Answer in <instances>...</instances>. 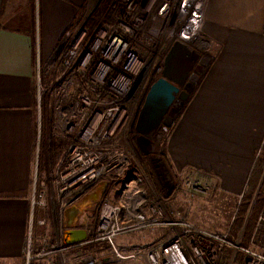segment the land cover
<instances>
[{
    "label": "built area",
    "instance_id": "2783aa9c",
    "mask_svg": "<svg viewBox=\"0 0 264 264\" xmlns=\"http://www.w3.org/2000/svg\"><path fill=\"white\" fill-rule=\"evenodd\" d=\"M202 1L107 0L92 18L87 11L63 32L55 52L59 83L52 128L69 140L49 184L52 192L42 189L32 206L49 210L50 219H57V212L49 209L56 200L62 219L63 212L95 185L103 188L96 221L79 228L84 233L80 240L66 241L60 232L52 240L40 236L39 245L46 246L40 248L29 236L25 264L46 257L51 264H224L227 249L239 254L238 259L231 255L228 264H264L259 235L253 233L243 246L240 234L230 239L229 229L214 233L190 222L162 197L151 196L133 157L116 145L119 130L129 121V106L139 90L144 97L162 78L164 58L173 43H181L196 57L172 103L201 78L209 61L208 43L199 33ZM167 131L160 124L144 136L147 145H153L150 135L159 138ZM189 187L204 193L211 182L190 175ZM36 222L47 225L43 219ZM263 224L264 210L256 232ZM145 229L159 230L147 246L116 244L119 236Z\"/></svg>",
    "mask_w": 264,
    "mask_h": 264
},
{
    "label": "crops",
    "instance_id": "0c3cea01",
    "mask_svg": "<svg viewBox=\"0 0 264 264\" xmlns=\"http://www.w3.org/2000/svg\"><path fill=\"white\" fill-rule=\"evenodd\" d=\"M99 2L0 0V264H25L28 237L33 246L39 243L35 220L41 208L32 206V200L42 189L39 180L49 186L69 140L49 131L53 120L48 113L39 124L40 65L52 56L63 32L87 11L92 14L88 6ZM57 10L64 23L52 41L42 40L38 21L50 22ZM201 12L199 33L208 43L209 61L191 95V113L206 124L178 128L190 149V161L178 162L182 169L195 167L215 177V190L231 193L245 186L264 142V0H203ZM44 31L47 36L49 29ZM102 188L95 185L62 219L58 202L51 201L49 209L57 212V219L44 226L52 228L49 236L62 232L70 241L79 208L88 199L91 204L98 195L100 199ZM45 263L50 264V257L31 261Z\"/></svg>",
    "mask_w": 264,
    "mask_h": 264
},
{
    "label": "rangeland",
    "instance_id": "374dc122",
    "mask_svg": "<svg viewBox=\"0 0 264 264\" xmlns=\"http://www.w3.org/2000/svg\"><path fill=\"white\" fill-rule=\"evenodd\" d=\"M100 1L101 2H99L96 6L89 5L88 9L91 8L92 11L97 9V11L99 12L107 0ZM53 16V19L50 22H47L46 24H44L42 20L38 21L37 32H39L40 38L42 40L45 38L49 42L52 41L55 38L56 32L61 28L64 23V18L61 11H54ZM44 29H49V31H47L49 33L47 36H45L46 31H44ZM60 40L61 39L58 40V44ZM57 46L52 56L43 66L40 65V69L38 71L39 77H37V115L40 125L42 123L41 120H43L42 115L48 113V116L50 115L53 120L54 113L56 111L54 102L56 103L57 101V85L59 83V69H55V66L58 62L56 61L55 55ZM162 49L163 46L160 51ZM52 63L54 66L51 67ZM203 74L201 75V77L203 76ZM195 88L196 86H193V88L191 89L184 90L186 92V95L181 98V100L175 101V104H171L172 107L168 110L169 113H167L164 117V119L167 120V123H161L164 127L168 128V131L164 135H159V138L156 135H150L149 139L153 141V145L151 146L147 145L145 140L141 138L138 139V134L134 129V124L136 120L135 117V120L132 119L135 115L134 111L137 110L138 104L144 98L142 91L139 90V92L135 96L133 103L129 106V121L123 128L119 130L116 145L125 149L133 157L137 167L139 168L140 172L142 173L145 179L146 186L151 190V193L153 192L154 194H152L151 196H156L158 198L162 197V199L165 198V202L169 207H171L174 211L181 212L187 219H189L190 222H193L196 225L201 226L202 228L214 233H224L229 228L235 210L232 215L230 214L231 216L229 215L230 210H228V213L226 215L225 213L215 212V208H217V206L218 212L220 208H222L221 210L225 209L224 206L221 207V204L218 201L220 196L213 197V195L211 194L215 190V187H218V181L216 182L215 177L207 175L202 171L196 170L195 167H185L182 169V166L180 167L178 162L180 160H185L188 162L190 161V149L189 147L183 145L182 140L177 133L178 128H191L192 125H197V123L201 125L206 124V121L204 119L196 122V116L191 113V95L194 93ZM51 126L49 128V131L53 134L54 137L60 139V137H62V134L57 133L55 128H51ZM47 130L48 128H46V131ZM64 135L66 136V134ZM64 148L65 146L61 151V155L64 151ZM61 157L62 156H60L58 159L60 160ZM173 175L177 176L175 177V179L177 180H174ZM190 175H193L194 177H197L198 175L203 179L207 178V181L211 182L210 189L206 190L204 193L193 190L191 187L187 189L186 178ZM41 182L43 183V185L41 186L42 189H47L48 192H52L50 186L47 185V181L39 180L38 185ZM234 183L235 181L232 180L229 184ZM99 188L100 186H97L96 189ZM243 188L245 190L246 184ZM243 188H241V190L236 188V190L231 191L232 194L226 193L230 195V198L228 199L233 200L237 197L236 201L238 203L242 195L241 193L244 192ZM42 189H40L39 192ZM171 193L173 194L168 197ZM95 198L99 199V195ZM38 199L39 195L35 196L32 202ZM97 199L95 200L96 202L93 204L89 203V199L86 200L88 202L87 205L82 206V204H79L82 207H80L78 210V212L80 211L76 221V226L78 227V229L82 228L83 226H89L93 223V220L96 216V209L99 205V201H97ZM225 206L229 205L225 204ZM40 211V217L38 219H43L45 223L49 224V210ZM200 216L210 217V223L208 224L207 218L202 219V217ZM211 218L213 219L211 220ZM225 222L226 225L224 226L223 223ZM37 226L39 227V231L37 233L38 237L44 236L49 240H52L56 237L54 236L55 233L53 236H49L51 235L49 229L52 228H44L45 225ZM158 231L159 230L148 231V229H145L138 232L123 234L116 239V244L121 247L147 246L152 240L157 239L156 235H158ZM38 245L39 243L36 246ZM41 245L42 244L39 245L40 248L46 247L45 245ZM262 247L264 249V246ZM259 250L262 251L261 249ZM225 255L226 260L224 261V264L229 263L228 258L231 255H234V258L236 256L235 254H232V252L228 255L227 251Z\"/></svg>",
    "mask_w": 264,
    "mask_h": 264
},
{
    "label": "water",
    "instance_id": "95a60500",
    "mask_svg": "<svg viewBox=\"0 0 264 264\" xmlns=\"http://www.w3.org/2000/svg\"><path fill=\"white\" fill-rule=\"evenodd\" d=\"M195 57V54L179 42L173 43L168 49L164 58L162 78L149 87L138 110L134 124L138 139L145 140V135H149L161 123H167L164 117L169 105L178 86L184 83ZM83 235V231L75 229L72 231L71 240L78 241Z\"/></svg>",
    "mask_w": 264,
    "mask_h": 264
},
{
    "label": "trees",
    "instance_id": "16d2710c",
    "mask_svg": "<svg viewBox=\"0 0 264 264\" xmlns=\"http://www.w3.org/2000/svg\"><path fill=\"white\" fill-rule=\"evenodd\" d=\"M97 12H98L97 9L94 10L92 12L91 18L92 16L97 14ZM211 194L213 195V197L220 196L218 201L220 202L221 207L224 206L225 208L223 210H221L222 208H220L218 212V206H217V208H215L216 213H225L226 215L228 213V210H230L229 215L230 214L232 215L235 210V213L233 214V219L228 228L230 233L229 234L230 239H233L234 237H237L240 234L241 237L239 241L240 245L247 246L249 238L252 236L253 233H255V235L257 234L259 235L258 236L259 238L263 239V243H264V224L260 225L257 232L255 230L258 216L260 212L264 210V142L261 147V153L258 155L253 165V168L246 183V188L242 193L239 199L240 201L238 203L236 201L237 197L234 198L233 200H229L228 198H230V195L226 194V192H223L221 190H214ZM225 204L229 206H225ZM97 210L98 208L96 209V216H97ZM96 216L93 220V223H95L96 221ZM200 217H202V219L207 218L208 224L210 223V219H209L210 217L207 216H200ZM212 219L213 218H211V220ZM223 224L225 226L226 222ZM227 252L229 255L231 254L232 250L227 249ZM235 255H236L235 259H238L239 254L235 253Z\"/></svg>",
    "mask_w": 264,
    "mask_h": 264
},
{
    "label": "flooded vegetation",
    "instance_id": "af4514ba",
    "mask_svg": "<svg viewBox=\"0 0 264 264\" xmlns=\"http://www.w3.org/2000/svg\"><path fill=\"white\" fill-rule=\"evenodd\" d=\"M194 87H195V86H194ZM143 99H144V98H143ZM143 99H142V101L138 104L137 110L134 111V114H135V115H134L133 118H132L133 120H135L134 117L136 118V116H137L138 110H139L140 107H141V104H142V102H143Z\"/></svg>",
    "mask_w": 264,
    "mask_h": 264
},
{
    "label": "bare ground",
    "instance_id": "6f19581e",
    "mask_svg": "<svg viewBox=\"0 0 264 264\" xmlns=\"http://www.w3.org/2000/svg\"><path fill=\"white\" fill-rule=\"evenodd\" d=\"M90 202V201H89Z\"/></svg>",
    "mask_w": 264,
    "mask_h": 264
}]
</instances>
